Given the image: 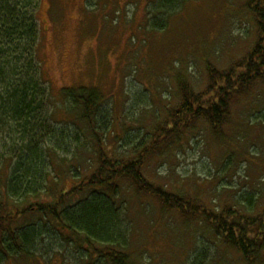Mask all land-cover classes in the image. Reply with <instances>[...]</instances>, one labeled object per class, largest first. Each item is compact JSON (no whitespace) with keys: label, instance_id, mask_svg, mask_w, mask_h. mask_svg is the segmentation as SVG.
Here are the masks:
<instances>
[{"label":"rangeland","instance_id":"rangeland-1","mask_svg":"<svg viewBox=\"0 0 264 264\" xmlns=\"http://www.w3.org/2000/svg\"><path fill=\"white\" fill-rule=\"evenodd\" d=\"M155 1L41 0L39 8L45 78L56 91L85 85L103 94L102 107L109 113L106 124L93 123L95 128L102 126L96 133L116 158L134 157V149H143L160 134L170 112L181 103V82L195 92L203 91L209 64L229 68L246 58L262 37L248 0H189L166 19L162 15L156 19L164 27L153 28ZM52 103L59 121L58 114L67 109ZM78 111L72 113L79 117ZM230 113L223 129L213 130L199 121L169 138L144 162L145 177L174 195L218 211L251 207L245 198L251 195L254 214L261 211L264 84L256 83ZM69 114L68 122L59 123L69 128V138L62 139L65 149L57 154L62 161L57 160L71 174L70 169L84 172L94 167L98 148L92 127ZM18 135L0 132V163L6 160L0 173L2 191L8 171L3 165H10L12 151L23 145ZM122 190L129 225L125 253L133 264H248L203 218L189 219L167 209L153 196L138 195L128 183ZM78 250L73 245L44 257L15 255L1 264H109Z\"/></svg>","mask_w":264,"mask_h":264},{"label":"trees","instance_id":"trees-1","mask_svg":"<svg viewBox=\"0 0 264 264\" xmlns=\"http://www.w3.org/2000/svg\"><path fill=\"white\" fill-rule=\"evenodd\" d=\"M187 1L156 0L151 11L153 28L164 27L156 19H166ZM40 4L41 0H0V132L19 134L23 143L12 151L15 156L10 165H3L8 171L5 191L0 189V264L15 255L37 258L55 250L62 253L73 245H78L82 256L95 255L109 264H133L125 253L129 225L120 198L125 183L138 195L153 196L165 208L189 219L203 218L248 264H264V206L254 214L251 195L245 197L251 207L228 206L218 211L174 195L152 183L142 171L159 146L196 122L205 121L213 130H220L239 99L256 83L264 84V0H248L262 33L248 56L223 70L209 64L207 86L201 92L181 82V103L158 131L161 135H155L143 149H134L135 156L129 159L116 158L96 133L102 126L95 128L93 121L106 124L109 114L102 107L105 97L100 91L85 85L56 91L45 78ZM53 100L57 108L67 109L58 114L63 121L56 120ZM77 110L79 117L72 113ZM68 114L95 132V166L84 172L75 168L70 174L68 166L57 160L58 152L65 149L62 139L69 138V128H61L59 123L68 122ZM20 221L24 222L18 226Z\"/></svg>","mask_w":264,"mask_h":264}]
</instances>
